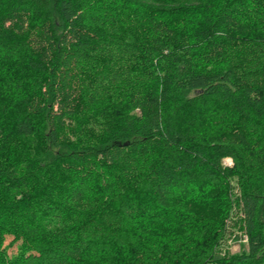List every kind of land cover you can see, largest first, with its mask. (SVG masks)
Segmentation results:
<instances>
[{"label":"trees","instance_id":"obj_1","mask_svg":"<svg viewBox=\"0 0 264 264\" xmlns=\"http://www.w3.org/2000/svg\"><path fill=\"white\" fill-rule=\"evenodd\" d=\"M0 264H264V0H0Z\"/></svg>","mask_w":264,"mask_h":264},{"label":"rangeland","instance_id":"obj_2","mask_svg":"<svg viewBox=\"0 0 264 264\" xmlns=\"http://www.w3.org/2000/svg\"><path fill=\"white\" fill-rule=\"evenodd\" d=\"M155 0H150V2H153ZM224 163L226 165H231V161L230 159H225ZM234 235H231V237H229L221 246L220 251L221 253H229V254H233V253H239L242 250H246L247 248V243H246V238L245 236L237 231V230H233ZM12 240V236L8 235L6 237L5 240V244L7 245L10 241ZM19 245V241L15 242L12 245H9L7 248V253L9 255H13L17 252V247Z\"/></svg>","mask_w":264,"mask_h":264}]
</instances>
